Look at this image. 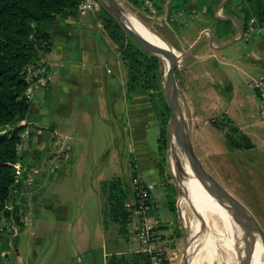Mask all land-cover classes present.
<instances>
[{"label": "crops", "instance_id": "0c3cea01", "mask_svg": "<svg viewBox=\"0 0 264 264\" xmlns=\"http://www.w3.org/2000/svg\"><path fill=\"white\" fill-rule=\"evenodd\" d=\"M168 1L179 3L162 0V9ZM181 2L176 9L182 11L190 45L180 58L189 51L191 57L188 74L177 86L179 101L182 112L190 113L191 125L201 121L193 137L186 124L195 153L208 157L222 148L216 145L214 131L223 135V130L209 121L214 115L225 114L248 137L241 125L258 124L257 109L264 115L249 86L250 77L264 70V24L244 35L240 0ZM98 8L83 13L64 8L50 23V43L43 56L58 66L47 86L31 89L28 109L13 123L28 129L21 144L23 163L37 165L45 158L54 129L68 151L57 167L45 169L47 178L40 180L36 174L23 206L28 222H15L13 234L0 219V264H104L110 252L124 251V241L108 236L102 225L99 186L114 175L127 187L125 201L133 198L134 180L147 185L149 214L157 219L153 230L163 229L173 216L157 169V117L145 89H126V69L116 42L94 14ZM216 18L229 23H215ZM242 76L245 85L238 80ZM132 222L129 231L138 217Z\"/></svg>", "mask_w": 264, "mask_h": 264}, {"label": "trees", "instance_id": "16d2710c", "mask_svg": "<svg viewBox=\"0 0 264 264\" xmlns=\"http://www.w3.org/2000/svg\"><path fill=\"white\" fill-rule=\"evenodd\" d=\"M80 0H0V202L5 197L13 179L11 162L15 159V145L19 140L22 124H14L16 116L23 114L29 105L24 95L26 81L23 77L24 64L37 56L38 51L45 52L49 47V26L54 14L64 8L76 7ZM132 5L144 4V0H128ZM159 8L162 0H150ZM179 3L166 4L169 13L181 8ZM243 12L242 30L250 17L257 25L264 24V0H240ZM162 8V7H161ZM102 23L110 37L116 42L122 63L126 69V89H145L152 109L158 120L159 152L157 169L164 187L168 209L174 211V198L171 184L163 176L161 150L165 147L168 108L161 89L163 66L161 59L142 49L129 35L125 34L114 17L101 7ZM227 25L229 20L217 19L215 23ZM175 72V70H174ZM221 117L228 118L225 114ZM212 125L223 129V135L232 148L252 146L249 137L229 119L224 127L216 118ZM101 216L104 229L115 226L118 234L127 233V210L124 206L127 187L123 179L114 175L101 180L100 186ZM160 264L165 259L158 258ZM104 264H153L151 253L143 249L112 251L106 256Z\"/></svg>", "mask_w": 264, "mask_h": 264}, {"label": "rangeland", "instance_id": "374dc122", "mask_svg": "<svg viewBox=\"0 0 264 264\" xmlns=\"http://www.w3.org/2000/svg\"><path fill=\"white\" fill-rule=\"evenodd\" d=\"M119 1L124 8H127L138 17V26L143 27L144 29L148 26L155 31L153 34L156 36H159L160 38L162 37L166 42H168V39L173 41L170 44H172L179 52L186 50L190 45H187L186 37L184 35V26H182L184 21L181 20L180 16L172 15L171 18H168L167 16L163 18L162 16L164 12L159 4V8L154 6L157 11V17H151L148 15L144 4L134 6L128 0ZM98 7V10L94 11V14L101 19L103 14L101 11L102 5L99 3ZM189 53L190 51L180 58L178 65L175 68L174 75L178 87L188 74L186 65L190 61L191 54ZM261 72L264 74V70ZM244 77H238L240 83L244 81ZM243 84L245 85L244 82ZM187 111L184 109L183 115L186 123H190L193 119ZM256 112L257 113L254 117L258 124L246 123L241 125L242 127L248 129L249 137L253 138V140L251 139L254 143L252 146L247 148L230 147L229 149H225L229 147V145L223 135L216 130L214 131V140L216 141V145L222 148L216 150L217 152L215 155L211 154L208 155V157L202 156L200 157V160L206 169L216 178V180L248 208L264 233V115L259 113V109H257ZM213 117H215L216 120L224 127L228 123V118L221 117L219 114L214 115ZM198 122L201 124V121ZM200 124H197V126H200ZM197 126H193L190 123L189 130L191 131L192 137L197 130ZM166 132L165 147L161 150V155L163 156L161 165L163 168L164 179L167 183L171 184V195L174 198L175 209L172 211V218L170 221H166L167 224L163 225V229L161 228L158 232H154L157 233V235L155 234L154 236L153 245L160 247L158 255L161 259H165L166 264H183V259H186V264H188V257L186 258L185 252L188 244L190 246L191 243L188 222L190 220L189 218L192 217V212L189 210L190 208L188 205L182 202L183 193L179 184L180 170L177 167L179 163L176 165L170 155V150L174 143L172 137L170 136L171 133L168 130V126ZM192 140L195 143V138ZM174 148L178 150L176 145H174ZM187 166L189 168L188 170L192 171L188 164ZM45 169L47 168L44 167L42 172L40 171L37 175L40 180L47 178L50 174L49 172H46L47 170ZM215 202L217 201L215 200ZM216 204L219 205L218 202ZM182 209L183 213L181 211ZM223 210L224 209L219 205L221 215ZM223 220L224 222L222 226L224 229H227L230 237H233L231 240H234V248L237 252L234 254L232 261L227 264H236V260L240 257L243 258V264H261V257L249 240L247 233H245L241 228L236 227L233 220L225 210ZM107 231L109 233L108 236L112 237L117 235L124 241L126 247L124 250L126 251L139 248L141 245L140 241H138L136 237H133V231H129L128 228L125 236L118 234L115 226L113 225H111ZM216 250L219 251V249ZM207 254L208 250H202V261H200L199 264H225L223 259L222 261H220V259L218 262L214 261L215 259L212 258L214 253Z\"/></svg>", "mask_w": 264, "mask_h": 264}, {"label": "built area", "instance_id": "2783aa9c", "mask_svg": "<svg viewBox=\"0 0 264 264\" xmlns=\"http://www.w3.org/2000/svg\"><path fill=\"white\" fill-rule=\"evenodd\" d=\"M144 7L151 17H157L156 9L150 0H144ZM99 5L98 0H80L76 6L80 13L97 9ZM178 10V11H177ZM163 18L167 16L171 18L172 15L180 16L181 10L174 9L167 12L163 9ZM258 29L253 17H250L246 27L243 29L244 35ZM58 66V62L48 60L43 56V52L38 51L37 56L28 60L23 66V77L26 81L24 95L29 99L31 89L37 87H45L48 85L51 74L54 68ZM249 86L256 92L260 102V107L264 112V75L258 74L251 76L249 79ZM28 138V129L23 128L19 132V140L15 145V159L11 162L13 167V179L10 183L5 197L0 202V219L6 222L11 232H16L15 222L26 223L29 220V214L24 210L23 206L26 202L27 195L31 193L35 186V176L43 167H48L52 170L57 167L58 163L67 155L68 144L63 140L61 133L54 129L52 131V139L49 143V148L45 158L37 165H27L20 159L21 144ZM151 198L146 184L139 180L133 182V198L126 200L124 206L127 210V224L133 223L132 218L137 216V225L132 229L133 234L140 241V249L147 250L151 253L153 264H160L159 246L153 245V239L157 233L153 227L157 225V219L149 214L151 208ZM17 224V223H16Z\"/></svg>", "mask_w": 264, "mask_h": 264}, {"label": "bare ground", "instance_id": "6f19581e", "mask_svg": "<svg viewBox=\"0 0 264 264\" xmlns=\"http://www.w3.org/2000/svg\"><path fill=\"white\" fill-rule=\"evenodd\" d=\"M124 13L131 26L144 38L161 46L169 44L162 37L160 38L159 36L153 34L155 31L148 26L145 27V29L138 26V17L133 12L124 8ZM169 46H171L176 53H179L171 44ZM160 59L165 68L167 65V58L161 56ZM170 136L172 137L174 143L170 150V155L176 165L179 163L177 167L180 170L179 184L183 193L182 202L187 204L190 208L189 210L192 212V217L189 218L190 220L188 222L191 242L190 246L188 244L186 248V258L188 257V264H199V262L202 261V250H208V254L214 253V256H212V258L215 259L214 261L218 262L220 259V261L223 259L225 264H227L232 261L234 254L237 253L234 248V240H231L233 237H230L227 229H224L222 226L224 222V210L231 217L230 212L222 202H220L211 192L207 190L193 171L188 170V162L184 154L181 153L179 149L176 150L174 148L176 143L172 134H170ZM215 200L224 209L222 215L219 211V205L216 204L217 202H215ZM181 211L183 213V209ZM233 222L237 228H241L245 233H247L249 240L261 257V264H264V247L258 233L252 227L250 222L244 215H240L239 224H237L234 220ZM216 249H219V251ZM242 261L243 258L240 257L236 260V264Z\"/></svg>", "mask_w": 264, "mask_h": 264}, {"label": "water", "instance_id": "95a60500", "mask_svg": "<svg viewBox=\"0 0 264 264\" xmlns=\"http://www.w3.org/2000/svg\"><path fill=\"white\" fill-rule=\"evenodd\" d=\"M98 1L121 25L126 34H128L142 49L157 55L159 58L161 56L167 58V65L163 68L161 77V89L168 108V130L174 137L177 148L184 154L193 173L204 184L207 190L225 205L230 212L232 219L239 224L240 215L245 216L258 233L264 247V233L260 229L255 217L239 199L216 180V178L203 165L193 149L189 138L187 124L181 109L178 87L174 75V70L184 52L176 53L171 46H169L170 44L161 46L140 35L126 19L124 6L119 0ZM183 264H186V259H183ZM238 264L243 263L238 262Z\"/></svg>", "mask_w": 264, "mask_h": 264}]
</instances>
